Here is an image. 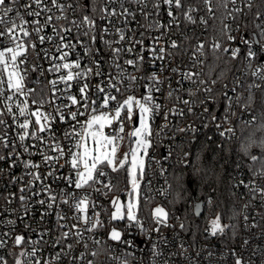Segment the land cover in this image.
<instances>
[{
  "label": "built area",
  "instance_id": "built-area-1",
  "mask_svg": "<svg viewBox=\"0 0 264 264\" xmlns=\"http://www.w3.org/2000/svg\"><path fill=\"white\" fill-rule=\"evenodd\" d=\"M24 2L25 0H21V3ZM57 2L65 6L63 11L58 10L52 0H44L43 6L51 11H41L39 17H24L28 21L39 19L40 25L44 26L40 35L46 37L43 43L33 31L38 25L29 23L26 26L30 32L28 37H23L17 32V39L27 47V52L17 59V70L24 77V94L9 90L6 83L3 89H0V113H3L0 119L6 121V124H0V137L8 144L5 147L4 143L0 142V156L4 157L0 159V238L7 242L5 247H0V257H3L7 264H16L17 259L21 260L22 264H35L36 260H40V264H88L89 261L92 264H236L237 257L243 264H264V194L256 190L264 189V176L254 175L259 173L262 167L259 162L255 161L249 167L241 164L235 171L241 191L240 235L237 246L228 248L214 243L193 244L181 229L179 216L171 212L166 205L172 192V169L188 162L191 146L207 133L236 139L242 127L253 126L259 121L258 113L251 108L250 97L252 93L264 90V80L253 75L258 68H264V52L261 51L264 46V36H261V32H264V0H235L234 3L233 0H210L208 4L205 0H181L183 7L172 9L176 18L172 23H169L172 17L168 16V6L163 0H146V8L143 4L133 3L132 0ZM155 2H159V9L153 6ZM81 4L87 7H79ZM125 8L134 12L135 18L123 15ZM189 8L194 9L190 14L195 23L186 19L185 14ZM104 9H107V12L103 11ZM112 11L117 14L109 15ZM20 12L23 13L24 9L21 8ZM144 13L149 14L147 18ZM10 15L15 18V12ZM85 15L95 22V27L83 22ZM49 16L52 19L46 23ZM157 22L165 27L158 28ZM4 28V25H0V32H3ZM118 30L125 34L122 41L119 39ZM85 32H88V35H84ZM93 35L96 37L95 42L90 38ZM229 36L234 39L230 40ZM47 37L52 39L48 40ZM242 38L248 40L249 44L243 43ZM173 41L177 44L176 48L171 46ZM30 43L35 44V49L29 46ZM217 43L220 44L218 50L232 58V50L240 49L238 55L233 58L236 71L231 74L223 73L222 77L215 76L207 68L213 45ZM62 44L75 45V48L62 49L68 53L65 61L53 59L61 55L57 47ZM201 44L202 52L198 50V45ZM7 47H14V44L4 35L0 37V50ZM249 47L257 53L258 59H246ZM113 49L120 51L114 53ZM160 49H163V53ZM160 56H163V59H160ZM128 60L136 63H125ZM76 61L81 65L79 71L86 68L93 71L83 79L70 81L71 88L65 90L66 86L59 77L67 70L56 72L50 69L54 64ZM249 63L251 68L248 67ZM173 69L178 71L174 72ZM12 70L11 62L7 68L0 64V78L7 80L8 72ZM72 71L75 73L78 70L73 68ZM97 71L100 72L99 76L95 74ZM188 72L197 75L185 79L184 74ZM153 74L158 78V83L151 79ZM128 76L136 77L131 87ZM53 80L57 81L55 89L50 83ZM110 81L114 82L116 87H111ZM84 84L88 85L85 95L89 98V109L80 107L84 100L79 88ZM98 85L105 91L98 92ZM250 85L252 87H249ZM116 88H119V91ZM149 88L154 104H159L160 109L149 117L151 146L146 157L143 179L140 181V206L136 214V219L140 221L138 225L135 221H129L125 213L122 219L111 218L115 210L111 195L118 187L115 176L121 169L120 166H116L117 171H112L111 167L104 165L99 166L104 168L106 173L100 179L113 185L111 190L105 188L103 183L80 189L68 184V177L75 178L68 149L76 144L79 138H65L64 133L71 132L73 125L80 131L81 123L77 121L85 122L92 114L108 113L117 106V102H122L129 95L140 99L148 94ZM225 92L227 96L224 95ZM108 93L116 96V100L110 101L107 108H102V98ZM70 95L75 96L80 103L64 108L63 105L71 104L68 99ZM33 99L53 102H45L40 108L38 104H32ZM25 100L29 111L39 109L45 114L57 117L59 113L54 109L60 106L65 121L57 119L51 122L50 130L38 132L36 118L29 115L21 117L17 111L16 105L23 106L22 102ZM93 100L96 101L95 105L91 103ZM184 101L188 103L185 104ZM9 105L17 117L15 122L7 111ZM78 107L84 115H78L77 121H73L68 113L77 111ZM92 107L97 109L96 113L90 111ZM205 108L209 111L205 112ZM210 115L216 119H210ZM136 118V110L131 121L124 118V113L121 114L124 132L119 133L123 139L116 142L117 159L122 149L131 148L135 137L129 136L128 131L139 126V120L135 126ZM25 119L31 121L28 129L30 134L35 132L37 137H44L41 142L39 139H32L30 135L24 141L29 145L27 152L20 146L18 139L25 130L17 126ZM41 122L44 123L43 120ZM117 123L118 121H113L110 127L105 126V134L113 133ZM228 129L231 131H227ZM222 132L224 135H221ZM91 140H87V146ZM57 144L64 149V155L59 160L55 159L59 152L50 150ZM45 154L53 159L45 161ZM24 161H31L39 165V168H25ZM128 165L129 163H125L123 167L127 168L126 179L119 191H123L122 188L128 187L130 183ZM31 172H37L40 180H34L28 174ZM29 181L32 186H29ZM21 188H24L23 192L20 191ZM21 195L26 197L23 202L20 200ZM52 195L57 199L49 208L47 205ZM84 195H87L90 201L88 216L91 217L93 211L98 212L103 224L92 232L84 231L83 222L75 219L82 213H78L71 206L74 197ZM127 195L123 191V197ZM65 199L68 203L63 202ZM40 200L45 203L39 204ZM91 202L95 203L94 209ZM157 207L168 213L167 224L170 226L155 222L154 210ZM122 210L126 211L123 207ZM59 216L65 218L58 220ZM8 221L14 223L9 224ZM73 224H76L77 228H73ZM77 229L82 233V237L75 235ZM112 229L119 231L122 234L121 239L129 241L130 244L111 240L109 234ZM64 232H67L68 236L62 239ZM206 234L209 238L213 237L210 227L206 228ZM16 235L25 237V242L20 246L13 243ZM96 240L100 243H95ZM32 241L39 243L33 244ZM68 245H71V249ZM34 248L40 251L29 255ZM93 251L97 255L92 256ZM21 252L26 254L21 256ZM82 253L84 258L81 260L79 257Z\"/></svg>",
  "mask_w": 264,
  "mask_h": 264
},
{
  "label": "snow or ice",
  "instance_id": "snow-or-ice-1",
  "mask_svg": "<svg viewBox=\"0 0 264 264\" xmlns=\"http://www.w3.org/2000/svg\"><path fill=\"white\" fill-rule=\"evenodd\" d=\"M133 3H139L143 4V6L146 8L147 3L146 0H132ZM235 0H233V3ZM163 3L168 6L167 14L169 17H172V20L169 23H172L175 21V17L173 15V8L180 9L183 7L181 0H163ZM205 3L208 4L210 3V0H205ZM44 0H25L24 3H21V0H0V25H4V31L0 32V37H3L4 35H7L10 40L13 42L14 47H7L5 49L0 50V64L4 65L5 68L8 67L9 62H11L13 70L8 72L7 80H4L3 78H0V89H3L4 84H7V87L9 90H13L17 94H24L23 93V80L24 77L21 75V73L17 70L18 65H17V59L19 56L24 55L27 52V47L23 42H21L19 39H17V32L22 34L23 37H28L30 36V32L28 31V28L26 27L29 23L38 25L33 29V31L37 34L39 40L41 43H43L46 39L45 36L40 35V33L43 31L44 26L40 25L39 19H35L33 21H28L24 17L25 15L27 16H32V17H39L41 14V11H51V9H48L43 6ZM52 4L60 11L64 10V5H61L57 2V0H52ZM19 7H16V6ZM33 5H35V9H33ZM156 9H159L160 4L159 2H155L153 5ZM81 8L87 7V5H79ZM24 9V12L21 13L20 9ZM29 9H32L29 11ZM103 11L107 12V9H104ZM194 11V9L189 8L188 11L186 12V19L189 20L192 23H195L191 16V12ZM209 11H211V8H209ZM238 11V9H237ZM15 12V18H13L10 14ZM117 13L115 11H112L109 13V15H116ZM123 15L127 16H132L135 18V13L130 12L128 9H123L122 12ZM145 18H147L148 13H144ZM52 19L51 16L47 17L46 23L50 22ZM19 21V23H17ZM83 22L95 27V22L87 15L83 17ZM73 24H76L75 21H72ZM157 27L158 28H164L165 25L160 24L157 22ZM67 31H70V29H66ZM106 31V30H105ZM119 33V39L122 41L125 38V34L122 30H118ZM84 35H88V32H85ZM261 36H264V32H261ZM93 42H95L96 37L93 35L90 37ZM48 40H51V37H47ZM63 39V37H61ZM230 40H233L234 37L229 36ZM139 43H142V41H138ZM242 42L245 44H249L248 40H243ZM108 43V42H105ZM30 47L35 49V44L30 43ZM173 48L177 47V44L175 41L172 42L171 45ZM214 49H219L220 44H214L213 45ZM64 48H75V45L71 44H62L57 47V51L61 52V55L58 58H53V59H59L61 61H65V58L68 56L67 52H63L62 49ZM198 50L202 52L203 50V45H198ZM120 49H113V52H119ZM131 51V49H129ZM227 51V49H225ZM261 51L264 52V46H262ZM160 52L163 53V49H160ZM240 52V49H234L232 50V56L235 58L238 53ZM10 54V56L8 55ZM153 54L155 55V50H153ZM160 59H163V56L159 57ZM140 59L142 60L143 57L141 56ZM246 59H258L257 53L254 52L251 47L248 48L246 52ZM20 63H24V61H20ZM125 63L127 64H135L136 62L132 60H128ZM249 68L252 67L251 63L248 65ZM75 68L78 71L73 73L72 69ZM81 68V65L78 61L76 62H64L60 64H54L53 68L50 69L51 71H56L59 72L60 70L64 69L67 70L64 75L59 77V80L63 82L66 86L65 90H68L71 88V84L69 83L70 81L74 79H83L86 76H88L90 73H92L91 68H86L83 71H79ZM172 71L176 72L178 69H173ZM264 68H258L257 71L253 73V75L259 76L261 80H264ZM97 76L100 75V72L95 73ZM194 75H197L196 73L188 72L184 74L185 79H191ZM128 80L130 81L129 87L132 86V83L136 80V77L134 76H128ZM151 79L154 82H159L158 78L155 76V74L152 75ZM53 86V89H55L57 81L53 80L50 82ZM203 83V81H201ZM110 86L111 87H116L114 82L110 81ZM227 87V86H225ZM249 87H252L250 85ZM88 88L87 84L82 85L79 88V92L82 94V98L84 100L83 104H80V107H83L84 109H89V104H88V97L85 95L86 89ZM117 91H119V88H116ZM31 91V90H30ZM97 91L98 92H104L105 89L100 87L99 85L97 86ZM156 91H159V89H156ZM206 91H210V89H206ZM171 95V93H169ZM225 96H227V93H224ZM7 99H11V97H7ZM68 99L71 101V104H66L63 105L64 108H70L74 105H78L80 102L77 100L75 96L70 95ZM116 96L111 95L110 93L106 94L101 101L100 107L102 108H107L110 101H115ZM45 102H53V101H45L43 99L41 100H32V104L36 105L38 104L40 108L43 107ZM92 105H95L96 101L93 100L91 101ZM185 104L188 103V101H184ZM21 104H17L16 108L21 117L25 115L29 116H34L36 118L35 123L39 125L37 131L38 132H45L46 130H50L51 122H54L55 120L59 119L60 121H65V115L61 111L60 106L55 107L54 111L59 113V116H55L53 114H45L41 112L39 109L35 111H29V106L27 101H23ZM160 105L159 104H154L152 96H151V88H149L148 94L142 96L140 99H137L134 95H129L127 96L122 102H117V106L113 109L110 110L108 113L100 112L99 114H92L90 119H88L85 122H80L77 121V116L78 115H84V112H81L79 107L77 108V111L74 112H69L68 116L73 120L77 121V123H81V130L77 131L75 128V125L72 127L71 132H65V138H76L78 137L79 139L77 140V143L69 147L68 152L70 154V164L72 169L75 170V178L68 177L67 181L70 186H74L77 189L83 188L85 186L92 187L96 183H103L105 188H108L111 190L113 185H111L108 182L101 181V177H104L106 175L104 168L99 167L100 165H104V167H111L112 171H117L118 169L116 168L115 165V154L117 150V144L116 142L118 140H122L123 136H120L119 133L124 132V124L123 121L120 120L121 114L124 113V118L128 121H131L133 118L134 110H136V115L138 116L139 120V127L134 128L128 135L131 137H136L137 139L134 141V143L137 145L136 149H133L131 151V161H130V167L128 169V175L130 177V183L132 185V192L128 193L129 196V201L127 205H121V202L119 199H113L112 200V205L115 208V211L112 213L111 218L112 219H122L123 213L121 212V208H125L126 213H127V219L129 221H135L138 225L140 224V221L136 219V216L134 214L135 211V204L132 200V197L134 194L138 195V188H139V182L137 179V170L139 169V178L143 179V174H144V162L143 159H137V152L140 149L144 150V155H147V148L150 146V141H148L145 137L151 135L150 128L148 126L147 120L148 118L153 114L154 111H159ZM7 111L9 114L12 115L13 121L15 122L17 117L15 114L12 113V108L11 106H7ZM92 113H96L97 109L95 107H92L90 109ZM209 109L205 108V112H208ZM3 113H0V116H2ZM210 119L215 120V116L210 115ZM44 121L42 123L41 121ZM113 121H118L117 123V128L113 130V133H104V128L105 126H111ZM31 121L28 119L23 120L22 122L18 123V127L21 129H24L25 131L19 135L18 139L21 142L20 146L24 149V151L29 150V145H26L24 141L29 138L31 135L32 139H39L41 142H43L44 137L40 136L37 137L35 132H32L31 134L29 133L28 129L30 126ZM0 124H6V121L3 119H0ZM227 131H231V129H228ZM221 135H224L222 132ZM91 138L94 142L95 145H98V148H92L90 149L87 146V140ZM55 139V137H53ZM0 142H3L5 147L8 146L7 141L3 140V137H0ZM34 147V145H33ZM107 148L108 151H102L101 149ZM73 149H76V151H73ZM79 149H83V151H79ZM50 150H54L59 152V156L56 157V160H59L60 157L64 155V149L61 148L58 144L55 146V148H50ZM93 153H96L95 155ZM128 153L125 154L123 160L120 161V168H123L125 163H129L128 161ZM0 159H4L3 156H0ZM43 159L45 161H50L53 159V157H50L48 155H43ZM252 161L255 162L258 159H260L257 156H252L251 157ZM24 166L25 168H39V165L33 164L31 161H24ZM33 177L34 180H40V175L37 172H31L28 173ZM52 173H48V175H51ZM259 174L261 176H264V164H262V167L259 171V173H254V175ZM243 183V181H241ZM250 184L252 183L251 181L249 182ZM29 186H32V182L29 181ZM246 187L248 185H245ZM257 191L261 192V194H264V189H256ZM21 192L24 191V188H21ZM73 195L74 194H69ZM56 196L52 195L49 197V203L48 207L51 208L53 204L56 202ZM20 200L23 202L26 200V197L21 195ZM64 203H68V200L65 199L63 201ZM39 204L43 205L45 203L44 200L38 201ZM89 198L87 195H84L83 197H74L72 207L78 212L82 213V215H77L75 219L77 221H82L83 224L85 225L84 231L87 232H92L98 227H102V221L99 218V213L93 211V214L91 217L88 216V207H89ZM93 209L95 208V203L91 202ZM25 213H27V209H25ZM154 217H155V222L159 225H164V226H170L167 224L168 220V213L161 207H157L154 210ZM65 217L59 216L58 220H63ZM9 224H13L14 221H8ZM60 227H64V225H60ZM73 228H77L76 224L72 225ZM180 227L183 229L184 225L181 224ZM156 231H159V228L156 229ZM224 232V226L221 225L220 223V218L217 217L216 219L212 220L211 222V235L215 236L217 234H223ZM75 235L77 237H82V233L77 229ZM121 233L115 229H112L109 234V238L113 241H118L122 242L125 244H130L129 241L127 240H122L121 239ZM68 233L64 232L62 234V239L67 238ZM43 238V234H41V239ZM25 242V237L23 235H16L13 238V243L16 246H20ZM33 244L39 243V241H32ZM95 243L99 244L100 241L96 240ZM247 243V241H245ZM7 244L6 240L0 238V247H5ZM183 248V245H181ZM68 248L71 249V245H68ZM85 249H87V244H85ZM37 251H40L38 248H34L33 252L30 253L29 255H35ZM26 253L21 252L20 255L24 256ZM159 254V253H157ZM92 256L97 255L95 251L91 253ZM58 258V257H57ZM81 260L84 258V254L82 253L81 256L79 257ZM0 264H7V262L4 260L3 257H0ZM16 264H22V261L17 259ZM35 264H40V260H36ZM88 264H92L91 261L88 262ZM236 264H243L242 260L237 257L236 259Z\"/></svg>",
  "mask_w": 264,
  "mask_h": 264
},
{
  "label": "trees",
  "instance_id": "trees-1",
  "mask_svg": "<svg viewBox=\"0 0 264 264\" xmlns=\"http://www.w3.org/2000/svg\"><path fill=\"white\" fill-rule=\"evenodd\" d=\"M233 61L232 57L212 49L207 68L222 77L223 73L236 71ZM250 103L258 113L257 124L242 127L236 139L207 133L191 146L188 162L172 169V192L166 205L179 216V225H184L181 229L195 245L214 243L230 248L239 242L241 191L235 171L241 164L251 166L252 156L260 158L256 162L264 163V90L252 93ZM126 172L127 168L117 172L116 190L125 182ZM198 201L203 202V214L196 219L194 203ZM217 217L224 232L209 238L206 228Z\"/></svg>",
  "mask_w": 264,
  "mask_h": 264
},
{
  "label": "rangeland",
  "instance_id": "rangeland-1",
  "mask_svg": "<svg viewBox=\"0 0 264 264\" xmlns=\"http://www.w3.org/2000/svg\"><path fill=\"white\" fill-rule=\"evenodd\" d=\"M147 123H148V126H149V128H150V120H149V118H148V120H147ZM139 127V126H138ZM134 129V128H133ZM151 131V130H150ZM131 132V130L129 129V131H128V134ZM105 133V132H104ZM148 141H150V146H151V140H150V138H149V136H146L145 137ZM137 138L135 137V139L133 140V142L131 143V148H128V150H126L125 148L124 149H122L121 151H120V157L117 159L116 158V154H117V150H116V154H115V165L118 167V166H120V161L121 160H123V158H124V156H125V154L126 153H129V155H128V161H129V165H128V169H129V167H130V161H131V159H132V157H131V151L133 150V149H136L137 148V145L134 143V141L136 140ZM150 146L147 148V155H148V152H149V149H150ZM88 147L90 148V149H92V148H98V145H95L94 144V142H93V140H91V142H90V144L88 145ZM102 151H108V149L107 148H105V149H101ZM81 151H83V149L81 150ZM94 155L96 154V153H93ZM147 155H144V150L143 149H140V150H138V152H137V159L139 160V159H143V162H144V169H145V165H146V157H147ZM137 179H138V182H139V188H138V195L137 194H134L133 195V197H132V200H133V202H134V204H135V211H134V214H135V216H136V214H137V210H138V208H139V206H140V181H141V179L139 178V169L137 170ZM122 190L125 192V193H129V192H132V185H131V183H129V185H128V187H123L122 188ZM123 191H119V190H116L115 189V191L112 193V195H111V200H113V199H119V201L121 202V205H127V203H128V201H129V196L127 195L126 197H123ZM150 204H147V206H149ZM115 211V210H114ZM121 212L124 214H126L127 215V213H126V211H123L122 210V208H121ZM216 219V218H215ZM212 220H214V219H212ZM212 220L209 222V224H208V226L207 227H210V231H211V222H212ZM221 223V222H220ZM221 225H222V223H221ZM223 226V225H222Z\"/></svg>",
  "mask_w": 264,
  "mask_h": 264
},
{
  "label": "water",
  "instance_id": "water-1",
  "mask_svg": "<svg viewBox=\"0 0 264 264\" xmlns=\"http://www.w3.org/2000/svg\"><path fill=\"white\" fill-rule=\"evenodd\" d=\"M137 120L138 118H136L135 126L137 125ZM194 214H195L196 219H199L202 216L203 214V202L202 201H198L194 203Z\"/></svg>",
  "mask_w": 264,
  "mask_h": 264
}]
</instances>
